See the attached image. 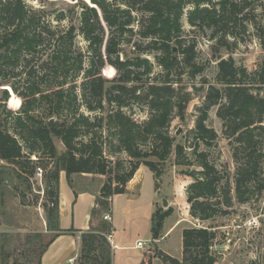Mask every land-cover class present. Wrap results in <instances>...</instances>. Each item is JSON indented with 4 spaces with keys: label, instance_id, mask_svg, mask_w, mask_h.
I'll use <instances>...</instances> for the list:
<instances>
[{
    "label": "trees",
    "instance_id": "1",
    "mask_svg": "<svg viewBox=\"0 0 264 264\" xmlns=\"http://www.w3.org/2000/svg\"><path fill=\"white\" fill-rule=\"evenodd\" d=\"M31 1L42 3V0ZM117 1L81 2L78 28L71 25L61 30L48 27L49 21L43 12L28 7L27 0H0V78L7 80L6 84L9 85L3 91V101H8L11 94L21 100L18 113L13 115L5 111L4 116L0 115V161L19 166L21 170L23 164L30 165L34 170V165L42 160L43 151L49 154V161L55 165V172L47 182L46 194L51 201L47 212L49 218L54 215L58 218L59 214L60 172L65 174L69 185L73 175L106 177L91 213L92 220L99 207L103 214L108 213L109 198L125 192L127 183L133 179L140 166L148 168L155 177L162 174L158 165L165 162L174 143L168 132L172 113L177 108V116L181 117L189 100L187 95H184L183 100L174 99L176 90L173 85H178L179 81L170 79L171 72L175 65L181 63L191 69V78L202 71L201 67L193 63V46L183 47L184 42L180 39V21L186 5H193L188 14L191 27L215 28L214 36L217 37L221 32L225 42L227 24L238 23L242 28L252 25L247 19L248 12L244 13L249 5L247 0L241 1L242 7L238 3H229V0H141L142 12L147 16L139 23L137 35L141 40H149L147 48L159 53L157 65L165 73L166 79L162 83L148 84L144 97L149 100L150 114L146 121L138 124L121 111L125 106L123 98L127 93L136 99L140 98V93L136 95L138 87L128 89L126 85L138 80L136 69L144 68V74H148L151 67L145 59L137 56L129 59L124 55L121 40L127 33L132 35L129 27L133 23V9L126 1L118 4ZM122 6L126 9H122ZM62 18L56 20L61 21ZM103 24L111 33H115V36L112 34L107 39L105 46ZM78 32L87 42L91 57L86 68L82 55L73 50ZM256 38L264 49V32L257 34ZM174 46H177L176 51ZM133 48L137 52L134 51L135 55L146 52L144 49L140 51L137 45ZM180 51L181 60L177 57ZM43 54H46L44 60L37 58ZM121 55L125 60L120 61ZM20 65L23 67L18 69ZM105 65L116 70L118 76L108 80L100 75L99 71ZM80 73L84 76L82 99L88 95L96 101L99 110L103 109L102 100L106 96L104 84H113L107 92V99L109 104H116L114 113L105 118L95 117L94 122H90L89 117L73 109L77 99L74 93L75 79ZM255 75L258 76L256 82L259 87L253 88L254 83L244 69L237 68L232 59H220L216 80L221 89H208L203 108L191 132L196 142L189 147L192 158H187L184 147H175L178 165L200 168L199 171L186 173L192 180L186 187V202L189 215L194 220L207 222L226 216L232 203L228 181L208 162L206 153H198L199 142L209 148L217 137L205 124L207 111L212 107L220 105L217 117L222 122L224 137L231 142L232 157L236 164V201L241 204L249 202L254 195L251 188L257 193L264 192V94H260L264 86V64ZM176 80H180L179 77ZM253 89L255 94L252 93ZM16 97L10 98L9 105L19 103ZM42 103L48 104V109L42 116H35V106ZM66 109L72 114L71 117H62ZM87 109L90 112L96 110L90 105H87ZM60 117L64 118L61 123ZM95 121L101 126L96 125ZM102 124L117 140V146L113 148L116 147L118 153H125L128 161L112 164L104 157L103 144L90 135L94 129L101 130ZM54 138L64 147V152L59 156L55 151ZM112 155L115 156V153ZM32 156L36 158L35 161H31ZM150 158L156 159L157 163L149 161ZM181 158L182 164L179 162ZM52 183L55 189H52ZM251 183L254 185L250 186ZM170 213L171 209L154 213L151 219L152 240L160 239L163 223ZM97 229L90 226L88 231L81 234L80 264H111V247L106 239L111 227L101 224ZM181 237V261L159 253L163 261L169 264H215L216 260L210 254L215 239L212 231L192 227L184 229Z\"/></svg>",
    "mask_w": 264,
    "mask_h": 264
},
{
    "label": "rangeland",
    "instance_id": "2",
    "mask_svg": "<svg viewBox=\"0 0 264 264\" xmlns=\"http://www.w3.org/2000/svg\"><path fill=\"white\" fill-rule=\"evenodd\" d=\"M120 1H126L133 9V12H131L133 23L129 27L132 29V35L127 33L121 40L124 55L129 59H134L136 56L145 59L151 67L148 74H144V68L136 69L135 72L139 73L138 80L126 85L128 89L138 87L139 90L136 95L140 93V98L136 99L135 96L132 97L128 93L123 98L125 106L122 107L121 111L132 121L140 124L146 121L150 114L149 100L144 97L148 84L162 83L166 78L165 73L157 65L156 57L159 56V53H154L147 48L149 40H141L137 35L139 23L147 16L142 12L143 4L141 0H118L117 4L121 3ZM241 1L243 0H229V3H238L239 7H242ZM81 2L87 4V0H42L41 4L27 0L28 7L43 12V16L49 21L48 27L61 30H66L71 25L78 28L79 16L82 11L80 8ZM247 3L249 5L246 6L247 9L244 13L248 12L247 19L252 25L248 24L246 28H242L238 23L237 25L227 24L225 27V32L228 34L225 38L226 42L221 38L223 37L221 32L217 37L214 36L215 28L191 27L188 14L193 9V5L189 4L184 7L180 21V39L184 42L183 47L193 46V63L201 67L202 71L199 75L191 78V69L184 67L181 63L179 66L175 65L171 72L170 79L172 78L173 82L179 81L178 85H173L176 90L174 99L183 100L184 95H187L189 100L185 104V110L182 112L181 117L177 116V108H174L172 113V121L168 132L169 136L174 139V143L165 162L158 165L162 174L155 177L148 168L140 166L132 179V185L130 184L131 193L114 200L113 214L116 218L114 226L118 239L117 244L130 247L136 239L145 244L142 251L126 249L123 252L116 253L113 256L115 264H140L138 261L145 256L148 257L146 259L148 264H169L163 261L159 253L181 261V233L184 229L192 227L209 229L215 234L210 249V254L216 260L215 264H264V192L257 193L256 190L251 188L250 191L254 195L251 196L249 202L241 204L236 201V164L232 157L231 142L224 137L222 122L217 117L220 105L207 111L205 122L206 126L216 133L217 137L214 144L212 147L207 148L199 142L198 153H206L208 162L216 167L230 185L232 203L231 207L227 209L228 214L226 216L216 217L207 222H200L191 218L185 191L192 180L186 176V173L187 171H199L200 168L178 165L175 153V147L180 145L186 149L187 158H192L189 147L196 142L191 132L194 130L200 110L203 108L208 89L209 87L221 89L216 80L217 63L220 59H232L237 68L246 71L250 80L254 83L252 84L253 88L259 87L256 82L258 76L255 74L260 71L261 66L264 64V49L256 37L257 34L264 32V0H247ZM121 8L126 9L124 6ZM56 18H62V20L57 21ZM103 25L105 29V46L107 39L112 34L115 36V33H111L110 30L106 29L105 24ZM135 45L140 46V51L144 49L146 52H139L135 55L133 48ZM174 47L176 51L177 46ZM87 48V42L78 32L75 36L73 50L82 55L85 68L91 58ZM103 52L104 49L102 48ZM135 53L137 52L135 51ZM45 55L43 54L42 57L37 56V58L44 60ZM180 55H182L181 51L179 55L177 54L179 60L182 59ZM122 60H125L123 55L120 56V61ZM22 67L20 65L18 69ZM99 73L108 80L118 76L116 70L108 65H105ZM178 77L180 80H176ZM83 81L84 76L80 73L75 79L74 93L77 99L74 108L72 107L74 110L78 109V113L89 117L90 122H94L95 117L105 118L116 111V104H109L107 99V92L111 90L113 84H104L103 92L106 96L102 100L103 109L99 110L96 101L88 95L85 99H82L81 85ZM6 82L7 80L0 78V115L4 116L7 111L15 115L21 109V100L11 94L10 98L16 97L19 101L18 104L9 105L10 98L6 102L3 101V91L9 88ZM17 86H20V84ZM252 93L255 94L256 91L253 89ZM260 94H264V86ZM87 105L96 108L95 112H90ZM48 107L46 103L35 106V116L45 114ZM70 113H72V110ZM67 115H70L69 117L72 115L69 114L68 109H66V112L64 111L62 117ZM60 119V123L64 121V118L60 117ZM95 124L101 126V123L97 121H95ZM178 130H180V134L176 136ZM90 135L96 137L97 141H101L104 157L112 161V164L117 161H128L125 153H118L115 150L116 147L113 148V146H117V140L112 132H108L105 124H102L101 130L94 129L91 131ZM53 143L56 154L61 155L64 152L63 145L56 138L53 139ZM142 148L147 149L143 146ZM112 153H115V156ZM48 156L49 154L43 151L42 160L38 165H34V170L31 169L32 166L30 165L23 164L21 170L19 166L15 167L13 164L0 161V264H39L40 255L56 236L59 229L58 218L56 215L49 218L47 214L48 209L51 207V201H49L46 194L47 182L55 172L54 162L49 161ZM35 160L36 158L32 156L31 161ZM148 160L157 163L156 159L150 158ZM179 162L184 163L183 158ZM62 173L60 172L59 176ZM72 179H76V187L81 189L82 183L79 182V178L73 176ZM105 182L106 177H103V180L93 178L88 188L93 190L95 186L99 184L103 186ZM253 185V183L250 184V186ZM51 186L52 189H55L53 183ZM68 186L72 188L69 182ZM163 200L167 201L166 208L162 207ZM168 209H171V213L163 223L160 233V239H162L155 245L151 236L152 216L157 211L164 213ZM96 211L92 220L93 227L98 228L97 230H99L101 224L111 227L110 224L103 221L102 218L105 214H103L101 208L99 207ZM110 211L111 202L109 203L108 200L109 214ZM253 223H257V225L254 226ZM76 224L78 223L76 222ZM80 263L79 253L75 264Z\"/></svg>",
    "mask_w": 264,
    "mask_h": 264
},
{
    "label": "crops",
    "instance_id": "3",
    "mask_svg": "<svg viewBox=\"0 0 264 264\" xmlns=\"http://www.w3.org/2000/svg\"><path fill=\"white\" fill-rule=\"evenodd\" d=\"M73 176L79 178V182L82 183L81 189L76 187V179H72ZM73 176L71 177L72 188L68 186L65 174L62 173L59 176V232H56V237L43 251L40 264H68V261L71 259H74V263L77 262L81 249V234L88 231L90 226H93L91 213L96 207V199L98 198L102 184L95 186L93 190H91V188L89 189L88 186L93 181V178L103 180V176L89 174ZM132 182L133 180L127 183L123 194L114 195L109 198V203L111 202V211L110 214L105 213V215L110 217V221H105V223L111 226V233L106 236V239L110 237V241H107L111 246V264H115L113 256H115L116 253L123 252L126 249L140 251L135 248L136 242L140 241L139 239H136L130 247L117 244L118 239L114 226L116 222V218L113 214L114 200L131 193L130 186ZM76 222L78 224H76ZM161 239L153 240V243L157 245ZM142 250H144V248L141 249V251ZM158 250L160 251L161 249ZM146 259L145 256L142 260L138 261V263L148 264L146 263Z\"/></svg>",
    "mask_w": 264,
    "mask_h": 264
},
{
    "label": "built area",
    "instance_id": "4",
    "mask_svg": "<svg viewBox=\"0 0 264 264\" xmlns=\"http://www.w3.org/2000/svg\"><path fill=\"white\" fill-rule=\"evenodd\" d=\"M102 219L104 221H110V217L108 215H104ZM253 224H254V226L257 225V223H253ZM109 239H110V237L107 238L108 241H110ZM144 246H145V244L142 241H137L135 244V248L139 249V250L143 249ZM68 264H75L74 259L69 260Z\"/></svg>",
    "mask_w": 264,
    "mask_h": 264
},
{
    "label": "water",
    "instance_id": "5",
    "mask_svg": "<svg viewBox=\"0 0 264 264\" xmlns=\"http://www.w3.org/2000/svg\"><path fill=\"white\" fill-rule=\"evenodd\" d=\"M179 134H180V130H178L175 135L178 136ZM162 207H164V208L167 207V201L163 200Z\"/></svg>",
    "mask_w": 264,
    "mask_h": 264
}]
</instances>
